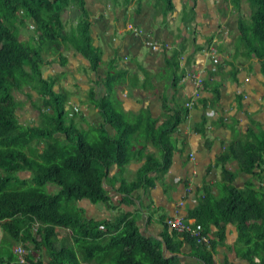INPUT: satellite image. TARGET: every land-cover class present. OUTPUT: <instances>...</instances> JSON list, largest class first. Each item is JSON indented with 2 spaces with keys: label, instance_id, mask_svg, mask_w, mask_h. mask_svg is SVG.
Here are the masks:
<instances>
[{
  "label": "crops",
  "instance_id": "obj_1",
  "mask_svg": "<svg viewBox=\"0 0 264 264\" xmlns=\"http://www.w3.org/2000/svg\"><path fill=\"white\" fill-rule=\"evenodd\" d=\"M235 1L83 0L85 13L73 6L64 9V27L70 31L80 21H89L91 44L99 58L96 70L69 46H64V61L44 57L43 77L54 79V88L63 87L68 94L66 122L87 139L99 134L102 117L94 100L103 97L128 121L142 127L133 136L132 159L122 170L115 164L105 179L109 204L81 199L77 205L83 215L98 220L121 214L136 217L141 231L161 240L164 254L176 256L180 264L204 263L193 254L194 244L167 227V218L180 215L196 222L193 212L205 193L212 202L223 200L224 170L235 174L236 188H245L249 182L264 188V164L253 174L243 171L237 157L222 159L231 144L254 141L255 135L264 131V74L256 54L240 43V29L249 23L252 9L248 0ZM33 27L22 30L20 39H28ZM219 33L225 34L223 40H218ZM194 68L204 78L201 96L172 131L168 140L172 149L166 158L165 144L157 136L169 118L166 108L174 113V108L186 107L185 102L193 97L197 86L188 73ZM110 72L116 75L111 87H105ZM12 93L18 121L38 125V93L28 85ZM151 121L159 126L154 136L146 128ZM104 128L108 134H116L109 123ZM145 167L151 168L148 180L141 178ZM20 176L29 179L30 173L24 171ZM140 180L146 185L127 195L123 181ZM63 228L58 227L57 233L70 238L71 231ZM224 231L214 252L217 264H255L257 259L246 258L238 243L236 222H228ZM217 232L218 227L212 224L209 234L218 239ZM1 234L0 230V238ZM18 244L11 241L12 252ZM34 253L49 264L43 248Z\"/></svg>",
  "mask_w": 264,
  "mask_h": 264
},
{
  "label": "trees",
  "instance_id": "obj_2",
  "mask_svg": "<svg viewBox=\"0 0 264 264\" xmlns=\"http://www.w3.org/2000/svg\"><path fill=\"white\" fill-rule=\"evenodd\" d=\"M248 2L252 15L240 29V43L250 54H256L264 74V0ZM70 6L85 13L83 0H0V264L17 259L10 249L11 241L27 249L28 260L35 262L37 258L35 264H46L34 253L42 248L50 258L49 264H180L176 256L164 254L161 240L141 231L136 217L121 214L111 219H88L77 205L85 198L109 204L105 179L115 164L122 170L132 159L133 136L142 127L109 105L108 97L94 100L102 122L93 141L66 122L68 94L63 87L54 88V79L43 77L47 64L44 57L56 56L64 61V46H69L88 60L92 70L99 65L98 52L90 40L89 21L82 20L75 29L65 30L62 13ZM30 25H34L32 35L21 40V31ZM115 75H106L105 87H111ZM27 85L39 95L38 125H23L15 115L12 92ZM207 102L205 99L206 105ZM188 113V107L177 106L174 113L166 108L169 118L157 136L165 144L166 158L172 149L169 137ZM106 123L116 134L106 132ZM146 128L154 136L159 126L151 121ZM233 157L242 161L244 172L257 174L256 169L261 170L264 164V132L255 135L254 141L231 144L222 159ZM149 170L144 168L142 180ZM24 171L30 173L29 179L21 178ZM142 180L123 181V190L131 195L146 185ZM223 180L226 197L212 202L205 193L193 212L197 218L194 224L204 233L209 234L212 224L218 227V239H213L211 248H207L182 237L194 244L193 254L199 261L217 264L216 245L224 239L226 224L234 221L246 258H256L255 264H264V188L253 182L236 188L235 174L228 170H224ZM49 186L54 189L49 190ZM59 226L71 231L70 238H59Z\"/></svg>",
  "mask_w": 264,
  "mask_h": 264
},
{
  "label": "built area",
  "instance_id": "obj_3",
  "mask_svg": "<svg viewBox=\"0 0 264 264\" xmlns=\"http://www.w3.org/2000/svg\"><path fill=\"white\" fill-rule=\"evenodd\" d=\"M217 38L218 40H223L225 38V34L219 33ZM213 58H215L214 55ZM188 76L195 79L197 86L193 97L185 102L186 107L192 109L197 105V99L201 96V87L204 83V78L202 77L198 68L192 69L188 73ZM189 191H191V187H189ZM180 204H183V202H180ZM35 225H38V223L36 222ZM166 225L173 232L178 233L183 237L186 236L190 239H194L196 243H203L207 246V248H211L212 240L214 238L210 234L204 233L202 228L198 225H195L194 222L185 220L183 216L175 215L173 217L167 218ZM14 253L17 259L11 262V264H35L37 261V258L34 260L35 262L28 260L26 257L27 249L20 244L15 246Z\"/></svg>",
  "mask_w": 264,
  "mask_h": 264
},
{
  "label": "rangeland",
  "instance_id": "obj_4",
  "mask_svg": "<svg viewBox=\"0 0 264 264\" xmlns=\"http://www.w3.org/2000/svg\"><path fill=\"white\" fill-rule=\"evenodd\" d=\"M263 132H264V131H262L261 133L256 134V135H261ZM94 139H95V137H93V136H89V137H88V140H89V141H93ZM40 145H41V144H40ZM41 146H42V145H41ZM59 227H64V226H59ZM62 230L65 231V228H63ZM59 236H64V235H63L62 233H60Z\"/></svg>",
  "mask_w": 264,
  "mask_h": 264
}]
</instances>
